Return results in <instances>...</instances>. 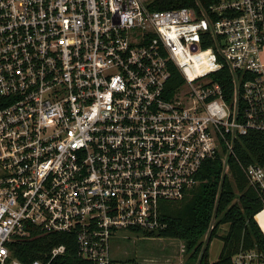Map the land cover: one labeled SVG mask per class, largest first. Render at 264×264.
<instances>
[{
    "label": "built area",
    "instance_id": "2783aa9c",
    "mask_svg": "<svg viewBox=\"0 0 264 264\" xmlns=\"http://www.w3.org/2000/svg\"><path fill=\"white\" fill-rule=\"evenodd\" d=\"M211 1L0 0V264H25L8 245L26 224L72 234L92 264H135L118 242L157 239L159 202L264 133V0ZM241 168L264 212V164Z\"/></svg>",
    "mask_w": 264,
    "mask_h": 264
},
{
    "label": "trees",
    "instance_id": "16d2710c",
    "mask_svg": "<svg viewBox=\"0 0 264 264\" xmlns=\"http://www.w3.org/2000/svg\"><path fill=\"white\" fill-rule=\"evenodd\" d=\"M198 2L207 6L212 1L155 0L150 9L193 8ZM207 46L203 44V47ZM223 73L229 76L227 69ZM215 79L218 80L217 75ZM182 82L180 74L171 68L169 86L175 87ZM234 152L235 157L228 159V172L219 159L207 160L199 173L201 184L191 191L190 196L180 202H159L160 218L167 227L152 237L181 240L189 254L188 260L193 264H231L232 258L241 250L255 248L264 252V234L255 221V216L262 211V204L241 168V165L264 164V133L250 132L236 140ZM224 225L228 230L219 236L218 230ZM25 229L28 236L18 237L8 245L15 260L25 264L34 261L43 264H92L78 256L72 234H46L30 224H26ZM213 238H220L223 246L218 260L211 263L209 244ZM61 245L66 248L65 254L50 260L51 250ZM126 261L134 263L133 259Z\"/></svg>",
    "mask_w": 264,
    "mask_h": 264
},
{
    "label": "rangeland",
    "instance_id": "374dc122",
    "mask_svg": "<svg viewBox=\"0 0 264 264\" xmlns=\"http://www.w3.org/2000/svg\"><path fill=\"white\" fill-rule=\"evenodd\" d=\"M261 57L264 59V51ZM255 221L264 229V212L256 216ZM228 226L219 228L218 235H224ZM141 237V236H138ZM135 238V237H133ZM206 238H203L205 241ZM121 250L116 258L133 259L135 264H193L188 260L189 254L185 252L184 243L179 239H143L138 242H118ZM223 243L220 238H213L209 244V261L218 260Z\"/></svg>",
    "mask_w": 264,
    "mask_h": 264
},
{
    "label": "crops",
    "instance_id": "0c3cea01",
    "mask_svg": "<svg viewBox=\"0 0 264 264\" xmlns=\"http://www.w3.org/2000/svg\"><path fill=\"white\" fill-rule=\"evenodd\" d=\"M262 62L264 63V59H263V58H262ZM259 214H260V213H259ZM256 216H258V215H256ZM256 216H255V218H256ZM257 224H258V223H257ZM258 226H259L260 230L262 231V233L264 234L263 225L260 226V225L258 224Z\"/></svg>",
    "mask_w": 264,
    "mask_h": 264
}]
</instances>
